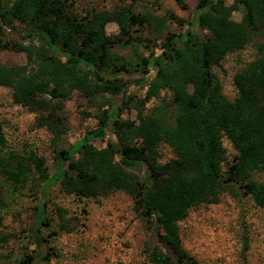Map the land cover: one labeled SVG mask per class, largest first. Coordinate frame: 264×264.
<instances>
[{
    "label": "trees",
    "instance_id": "1",
    "mask_svg": "<svg viewBox=\"0 0 264 264\" xmlns=\"http://www.w3.org/2000/svg\"><path fill=\"white\" fill-rule=\"evenodd\" d=\"M175 2L181 9L186 7L183 0ZM240 8L241 20L231 19V12ZM167 15L182 26L181 18ZM154 18L163 26L167 17ZM13 21L30 28L20 41L0 37V49L26 55L22 64L0 63V85L12 89L15 103L40 113L51 99L61 101L74 89L90 95L106 87L109 108L101 111L95 128L68 149L57 151L50 177L44 158L35 152L17 155L10 151L0 156V173L6 180L22 187L35 171L43 187L59 182L66 193L78 197L125 192L134 210L156 225L158 244L148 252L155 264H200L182 246L178 222L190 208L216 203L233 184L264 211V180L253 178L254 173L264 174V56L247 62L233 75V99L224 95L211 71L227 53L242 49L264 26V0H233L229 5L224 0H197L193 21L207 33L191 31V22L181 33H167L158 52L150 50L140 58L135 64L139 67L138 82H145L155 71L141 102L154 98L161 102L148 113L138 109L134 121L112 119L117 140L107 141L101 148L90 141L103 139L109 119L130 100L119 76L130 64L112 47L128 44L132 40L129 25H148V15L134 13L128 6L77 18L66 0H0V33ZM108 22L117 24L118 34H106ZM160 90L169 92V98L160 96ZM37 118L46 124L50 119L59 123V117L51 113ZM58 131L56 128L54 133ZM223 137L234 150L230 160ZM160 143L174 152L165 162L159 160ZM5 146L0 122V150ZM138 163L145 165V180L131 168ZM44 210L43 203L36 206L35 247L18 264L48 262V241L38 233Z\"/></svg>",
    "mask_w": 264,
    "mask_h": 264
},
{
    "label": "rangeland",
    "instance_id": "2",
    "mask_svg": "<svg viewBox=\"0 0 264 264\" xmlns=\"http://www.w3.org/2000/svg\"><path fill=\"white\" fill-rule=\"evenodd\" d=\"M66 1L77 18L91 12L125 10L130 6L134 13L147 14L149 19L144 27L131 23L129 34L132 40L128 44L112 47L114 53L130 64L127 70L119 73L130 100L109 119L103 139L90 141L96 148H101L107 141L117 140L112 131V119L134 121L138 109L148 113L152 106L161 102L154 98L142 104L146 83L155 71L146 76L145 82H138L139 67L135 64L150 50L158 52L160 42L167 33H181L184 26L194 22L197 0H183L186 4L184 9L175 0ZM232 1L224 0L226 5ZM168 13L181 18L182 26ZM242 15L243 9L240 8L233 10L230 17L240 21ZM154 17L167 18L160 26ZM29 29L26 24L13 21L3 26L0 37L20 41ZM191 31L198 35L207 33L196 22ZM105 32L115 35L119 33V28L115 22H108ZM259 56H264V26L242 49L227 53L219 65L211 67L227 98L233 99L236 95L233 75ZM25 61L24 52L0 49L2 64L15 65ZM107 92L106 87L90 92V95L87 91L74 89L61 101L51 99L45 109L36 113L15 103L12 89L0 85V122L6 137V146L0 150V156L10 151L17 155L35 152L44 158L45 172L52 176L57 151L68 149L87 130L95 128L101 111L109 108ZM169 94L160 90V96L166 95L168 99ZM48 113L58 116L59 123L55 124L50 119L46 124L37 118L39 114L46 116ZM56 128L58 134L54 133ZM222 143L230 160L234 150L225 137ZM158 154L160 162L174 156L166 143L159 144ZM27 164L32 165L30 161ZM131 168L141 179L147 178L143 163ZM253 178L264 180V174L254 173ZM43 186L35 171L22 187L6 180L0 173V264H18L19 259L35 247L34 221L39 203L45 207L38 233L48 241L47 264H155L149 260L148 252L158 244L156 225L134 210L132 199L125 192L114 190L104 196L78 197L66 193L59 182ZM178 226L182 246L200 264H264V211L238 184L224 190L216 203H202L190 208Z\"/></svg>",
    "mask_w": 264,
    "mask_h": 264
}]
</instances>
